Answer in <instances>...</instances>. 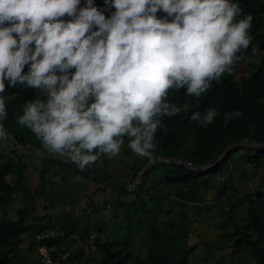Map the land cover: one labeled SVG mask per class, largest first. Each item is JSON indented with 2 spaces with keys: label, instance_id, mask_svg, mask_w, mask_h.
Listing matches in <instances>:
<instances>
[{
  "label": "trees",
  "instance_id": "obj_1",
  "mask_svg": "<svg viewBox=\"0 0 264 264\" xmlns=\"http://www.w3.org/2000/svg\"><path fill=\"white\" fill-rule=\"evenodd\" d=\"M231 2L237 3L242 9L237 21L249 14L253 16L252 26L248 30L251 37L249 47L237 53L238 58L231 66V73L225 72L219 81H212L209 89L200 97L187 95L186 88L169 90L168 102L176 104L181 111L175 116L160 118L167 131L157 130L153 157L209 165L233 143L247 138L264 143V0ZM99 3L108 11L104 13L105 17L110 18L115 12L111 0L107 4L105 0H99ZM156 16L169 20L167 13L162 10ZM61 19L69 21L72 17L65 15ZM4 26L10 25L6 23ZM93 31H98V27L94 26ZM31 47L34 50L35 45ZM256 56L259 57L254 63H248V72L237 76L244 60ZM29 70L30 63L24 66L23 74ZM74 72L75 68L69 70V74ZM56 74L62 73L57 71ZM4 83L5 91L0 96L6 100L7 119L2 122L11 137L21 145H36L45 153L57 154L46 149L41 139L18 123V118L24 114L25 105L46 101L47 94L26 85L21 89L19 83L12 86L7 79ZM209 108H215L218 113L212 124L203 127L192 119L195 112L203 114ZM235 110H239L242 115L225 125V115ZM0 139L6 145L2 136ZM124 141L129 143V138L125 137ZM129 149L126 145L123 150L125 177H117L112 169L93 170L125 186L132 185L138 172L150 160L133 152L127 159ZM31 158L40 159L35 152L0 151V264H42L38 252L40 245H55L56 250L51 255L56 258L58 252H64L76 242L77 246L72 247L61 264H73L84 256V264L90 259H93L94 264H189L198 244L188 243L192 225L202 220L205 211L203 205L209 201L208 193L217 192L219 199L224 196L229 183H219V180L224 181L227 173L236 171H240L245 180L255 172L259 181L253 189L242 193L239 190L240 181H235L230 187L239 194L231 200H219L220 211L228 216L219 224L215 239L202 241L204 251L212 247L214 249L211 254L213 258L205 255L206 260L201 264H223L233 257L236 261L228 264H264V149L251 146L233 149L217 166L205 172L183 164L155 163L145 172L139 186L131 194L121 193L95 181L99 184V192L107 194V197L102 205H97L90 199L91 195L87 196L89 206L83 212L85 221L81 224V218L76 213L63 210L57 216L45 217L47 215L34 211L39 200L51 205L57 200L56 193L47 189L50 183L48 178L60 176L67 181L71 172L86 176L71 167L66 172L64 167L56 168L47 161L45 166L39 167V183L33 187L26 176ZM58 164L63 165L60 162ZM18 194L22 195L25 206L16 211L15 218H10L9 206ZM243 204L248 207V215L239 224L234 209ZM108 207L112 217L106 220L99 216V220H95V215ZM45 229H56L62 234L37 241L36 236ZM223 243L227 244L228 251L215 256L217 246ZM85 244L87 254H84ZM30 257L32 261L29 263Z\"/></svg>",
  "mask_w": 264,
  "mask_h": 264
},
{
  "label": "clouds",
  "instance_id": "obj_2",
  "mask_svg": "<svg viewBox=\"0 0 264 264\" xmlns=\"http://www.w3.org/2000/svg\"><path fill=\"white\" fill-rule=\"evenodd\" d=\"M79 5L0 0V93L6 79L44 91L46 101L25 105L18 123L81 168L101 154L117 156L125 137L135 155L151 161L157 130L167 131L160 118L181 111L168 102L169 90L200 97L231 73L237 53L251 42L253 16L237 21L242 9L231 0H111L110 18L93 0ZM159 10L172 20L157 18ZM217 115L209 108L192 119L207 127ZM241 115L226 114L225 125ZM6 119L0 96V121Z\"/></svg>",
  "mask_w": 264,
  "mask_h": 264
},
{
  "label": "rangeland",
  "instance_id": "obj_3",
  "mask_svg": "<svg viewBox=\"0 0 264 264\" xmlns=\"http://www.w3.org/2000/svg\"><path fill=\"white\" fill-rule=\"evenodd\" d=\"M93 4L94 6H96L99 10H101L104 13H107V9L104 5L99 3V0H93ZM86 6V0H80V5L78 6V8H82ZM169 20H172V17H169ZM259 56L256 57H247L244 62L242 63L241 67L238 69L237 71V76H239L240 74H246L248 72L249 69V62L254 63ZM21 89H23V85L20 86ZM1 136V135H0ZM126 145H128V143L126 141H124L123 145L121 146L120 149V153L115 156V157H109L106 154H101L98 159L94 162L89 164L93 169L96 168H105V169H112L116 174L117 177L119 178H123L125 177L124 175V170L125 167L123 165V160L125 159V156L123 155V150L126 148ZM10 147L7 146V144L5 145L1 139H0V151H4L7 152V150ZM22 150H18V151H14L19 153ZM23 152V151H22ZM130 154L127 155V159H130V157L132 156V151L129 149ZM31 154L33 152H30ZM59 154V153H57ZM61 155V154H59ZM65 156V155H62ZM67 157V156H65ZM37 159V158H34ZM31 161V160H30ZM37 160H34V165H36L35 167H33V170L35 173L34 175H32L31 178V183H29L31 186H35L37 183H39L38 180V173H39V167H43L47 164L46 162L42 163H38ZM49 164H51V166H55L56 168H63L66 169V172L70 171L69 167L60 165L58 164V162L56 163V161H48ZM44 163V164H43ZM108 163V165H106ZM30 171V170H29ZM126 171V170H125ZM31 172V171H30ZM70 173V172H69ZM119 174V175H118ZM244 178V179H243ZM247 178V177H246ZM240 179V180H239ZM48 180L50 181V183L47 185V189H52L56 195L55 197H57L56 202L54 205H51L49 202H41L40 200L37 203V208H40L42 210L47 209L48 211H51L53 216H57V214L62 213L63 210L68 211L69 213H76L77 216H80L81 220H80V224L83 223L84 220V216L83 212L85 209H87V207L89 206V200L87 198V196H90V199L92 201H94L97 205H102L104 198L107 197V194H102L101 192H99V184L93 180H91L90 178H85L83 176H80L78 174H74V173H70L68 174L66 180L65 181L63 179L60 178V176H55V177H51V179L48 178ZM74 182L71 183L69 181ZM227 181L228 187L225 190L224 196H222L220 199L227 201L231 200L234 198L235 195H238L239 193H235L232 189L233 184L235 181H240V185H239V190L240 193L248 191L250 189H253L256 184L259 181V177L258 175H256L255 172H252L251 174H249V178H247L245 180V177H243L240 173V171H236V172H229L224 176V181L223 179L219 180V183L221 182H225ZM230 185H232V187H230ZM128 187H131V185H129ZM62 192L64 194L59 195V193ZM95 193V194H94ZM111 193V192H109ZM108 193V194H109ZM217 192H212L210 191L207 195V199L209 201H207L203 207H204V214L201 217V221L195 222L192 225V232L190 235V239H189V245H196L197 243V247L195 248L194 252L191 255V259L189 260V264H201L204 262L205 259V255L207 258H213V256L211 255L213 253V249L214 247H212L211 249H209L208 251H204L203 246H201L202 241L203 240H209L212 241V239H215V234L219 231L217 230V228L219 227V224L221 223V221H223V219L227 218V214L224 215L221 211H220V207H221V200L218 198ZM93 194V195H92ZM59 195V196H58ZM220 200V201H219ZM25 206L23 197L21 194H18L17 196H15L14 200L10 203L9 206V217L10 218H15L16 217V211ZM42 207V208H41ZM237 221L239 224H241L243 221L246 220L247 215H248V207L246 204H243L242 206H238L235 207L234 209ZM112 211L110 210V208H105V209H101L96 215H95V220H99V216L103 219L108 220V218H111L112 216ZM228 228H230V226H228ZM76 245L71 244V247L75 248L74 246H77V242L75 243ZM86 246V244H85ZM218 251L216 252L215 256L217 254H223L225 252L228 251V247L227 244H219L217 246ZM216 248V249H217ZM85 251H86V247H84ZM88 253V251H87ZM89 258L91 257L90 254L88 255ZM30 262L31 257H30ZM228 262L231 261H236V259L233 257L231 258V260H227ZM228 262L223 263V264H228ZM249 262H245V264H247ZM86 264H94L93 259H90L89 262H86Z\"/></svg>",
  "mask_w": 264,
  "mask_h": 264
},
{
  "label": "water",
  "instance_id": "obj_4",
  "mask_svg": "<svg viewBox=\"0 0 264 264\" xmlns=\"http://www.w3.org/2000/svg\"><path fill=\"white\" fill-rule=\"evenodd\" d=\"M0 135L2 136L4 142L14 151L22 150L24 152H35L39 155V157L42 160L45 161H56L60 162L68 167H71L75 169L79 174L86 176L87 178H90L93 181L101 182L108 186L109 188L115 189L121 193L124 194H131L133 193L137 187L140 184V180L142 179L145 172L155 163H177V164H183L186 166H189L190 168L199 171V172H205L211 168H214L217 166L223 158L227 155V153L233 149L242 147V146H251L256 149H264V143H258L255 142L252 138H247L244 140H241L239 142L233 143L232 145L228 146L224 149V151L220 154V156L217 158L216 161H214L212 164L209 165H199V164H193L189 160H182V159H176V158H167V157H153L151 161L147 162L141 170L138 172L135 180L133 181L131 187L125 186L121 183H118L99 172H96L95 170L84 167L81 168L76 162L70 160L68 157L59 155V154H48L43 152L39 147L36 145H21L18 142H16L10 135L8 129L5 127L4 123L0 121Z\"/></svg>",
  "mask_w": 264,
  "mask_h": 264
},
{
  "label": "built area",
  "instance_id": "obj_5",
  "mask_svg": "<svg viewBox=\"0 0 264 264\" xmlns=\"http://www.w3.org/2000/svg\"><path fill=\"white\" fill-rule=\"evenodd\" d=\"M59 234H62L61 232L57 231L56 229H45L44 231L40 232L37 236L36 239L37 241L41 240V239H48V238H53L58 236ZM86 247V251L84 249V254H87V245L83 246ZM72 249V247L70 246L69 249L65 250L64 252H58V255L56 258H54L51 255V252L56 250V246L55 245H51V246H46V245H40L38 247V252L41 256V261L42 264H61V260L65 259L68 255L70 250ZM84 258L85 256L82 258V260L76 261L73 264H84Z\"/></svg>",
  "mask_w": 264,
  "mask_h": 264
},
{
  "label": "crops",
  "instance_id": "obj_6",
  "mask_svg": "<svg viewBox=\"0 0 264 264\" xmlns=\"http://www.w3.org/2000/svg\"><path fill=\"white\" fill-rule=\"evenodd\" d=\"M34 160H37L38 161V163H39V165H40V163H42V159L40 158H37V159H32L31 158V166H29V168L27 169V172H26V176H27V179H28V181H29V183H31V178H32V175H34V171H32L33 170V167H35L36 165H34L33 163H34ZM36 161V162H37ZM86 167H89V168H91V169H93L90 165H87ZM31 172H30V171ZM64 171H66V169H64ZM36 174V173H35ZM31 177V178H30ZM70 182V184L71 183H74V182H72V180L71 181H69ZM99 186V185H98ZM38 203V202H37ZM42 208V207H41ZM35 213H37V214H40V215H47V216H45V217H48V216H51V217H53V214H52V212L51 211H48L47 209H45L44 208V210H42V209H40V208H37V205H36V207H35V211H34ZM62 217H60V219H61ZM46 220V219H45ZM29 263H30V261H29Z\"/></svg>",
  "mask_w": 264,
  "mask_h": 264
},
{
  "label": "flooded vegetation",
  "instance_id": "obj_7",
  "mask_svg": "<svg viewBox=\"0 0 264 264\" xmlns=\"http://www.w3.org/2000/svg\"><path fill=\"white\" fill-rule=\"evenodd\" d=\"M11 149V148H10ZM11 150H13V149H11ZM14 151V150H13Z\"/></svg>",
  "mask_w": 264,
  "mask_h": 264
}]
</instances>
